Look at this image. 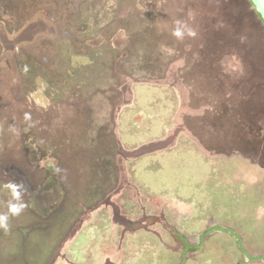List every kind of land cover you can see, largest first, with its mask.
Segmentation results:
<instances>
[{
	"label": "rangeland",
	"instance_id": "1",
	"mask_svg": "<svg viewBox=\"0 0 264 264\" xmlns=\"http://www.w3.org/2000/svg\"><path fill=\"white\" fill-rule=\"evenodd\" d=\"M194 38L171 35L175 21ZM0 264H264V26L248 0H0Z\"/></svg>",
	"mask_w": 264,
	"mask_h": 264
},
{
	"label": "clouds",
	"instance_id": "2",
	"mask_svg": "<svg viewBox=\"0 0 264 264\" xmlns=\"http://www.w3.org/2000/svg\"><path fill=\"white\" fill-rule=\"evenodd\" d=\"M171 35L177 40H183L185 36L189 38L196 37L195 29L190 27L187 22L175 21V28ZM5 187L10 192V199L7 201V211L0 213V229L7 230L9 228L10 217H17L24 212L26 204L24 202V188L22 184L9 182Z\"/></svg>",
	"mask_w": 264,
	"mask_h": 264
},
{
	"label": "trees",
	"instance_id": "3",
	"mask_svg": "<svg viewBox=\"0 0 264 264\" xmlns=\"http://www.w3.org/2000/svg\"><path fill=\"white\" fill-rule=\"evenodd\" d=\"M250 6L254 9L253 5L251 4L250 0H248ZM255 11V10H254ZM256 13V11H255ZM258 19L261 21V23L263 24L264 26V23L263 21L261 20L260 16L256 13ZM220 231V232H223V233H226L228 235H230L236 242V245L239 249V251L245 256L247 257L249 260H255V261H263L264 262V257H253V256H250L246 250L244 249L243 245H242V241H241V238L240 236L235 233L233 230L231 229H226V228H222V227H213L207 231H205L203 234L200 235V238H199V243L195 246H191L189 245L188 243L185 242V239L183 237H181L180 235H178V238L179 240L183 243V246H184V249L188 250V249H197L201 246L202 244V239L207 235L209 234L210 232L212 231Z\"/></svg>",
	"mask_w": 264,
	"mask_h": 264
},
{
	"label": "water",
	"instance_id": "4",
	"mask_svg": "<svg viewBox=\"0 0 264 264\" xmlns=\"http://www.w3.org/2000/svg\"><path fill=\"white\" fill-rule=\"evenodd\" d=\"M250 2L264 23V0H250Z\"/></svg>",
	"mask_w": 264,
	"mask_h": 264
}]
</instances>
